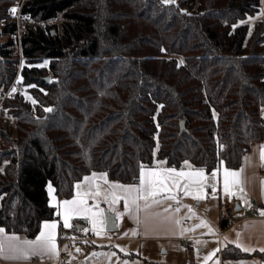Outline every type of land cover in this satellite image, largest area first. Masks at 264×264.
<instances>
[{
  "label": "trees",
  "instance_id": "obj_1",
  "mask_svg": "<svg viewBox=\"0 0 264 264\" xmlns=\"http://www.w3.org/2000/svg\"><path fill=\"white\" fill-rule=\"evenodd\" d=\"M20 1L0 0V24ZM259 4L23 0L37 25L22 34L20 80L35 102L22 90L1 107L15 123H0V228L34 238L53 217L46 186L65 199L92 172L128 184L155 160L237 168L264 139V19L246 23ZM14 30L0 27V94Z\"/></svg>",
  "mask_w": 264,
  "mask_h": 264
},
{
  "label": "crops",
  "instance_id": "obj_2",
  "mask_svg": "<svg viewBox=\"0 0 264 264\" xmlns=\"http://www.w3.org/2000/svg\"><path fill=\"white\" fill-rule=\"evenodd\" d=\"M259 2L264 5V0ZM257 15L258 17L246 19L250 28L263 19L260 13ZM252 20L256 22L251 24ZM261 145H264V139L251 143L237 168L231 169L220 165L209 172L204 170L206 186L199 190L184 176L176 177L180 188L171 192L165 190L160 194L161 197L175 195L176 200L161 199L160 203L152 205L147 211L130 215L124 211V201L121 199L114 205V209L122 214L119 219L116 217V211H109V203L105 202L104 193L113 191L112 184L138 185L141 168L137 182L128 184L111 181L103 172H92L77 181L73 185L72 195L65 199L58 198L54 188L48 184L46 186L48 205L53 209V217L40 224L36 235L41 231L44 222H55L58 253L62 242L59 240V230L64 227L62 217L57 214L58 211L63 212V208L58 209V202L72 200L77 192L88 191L91 188L93 192L99 190L100 195L95 199L88 198V205L97 206L103 210V214L104 212L111 214L116 229L112 231L104 229L98 236L84 217L73 215L69 219L71 227L68 228L74 229L76 235L84 240L70 243L62 248L69 264H264V251H261L264 249V218L240 220L247 216V207L252 201H259L264 206V190L261 183L264 181V163L260 159ZM165 169H174L175 173L186 174L200 168L191 167L189 163L171 167L162 160H155L153 165L144 167V172L146 177L151 171L167 176ZM226 170L240 172V184L231 188V195L224 189ZM213 172H215L214 178ZM93 173L96 174L95 177ZM85 177H89L90 180L85 181ZM185 183L191 184V195L184 194L182 188ZM77 184L80 185L79 188L76 187ZM212 185H215V192ZM49 186L52 188L51 196ZM116 191L120 192V190ZM120 195L123 193L120 192ZM194 195H200V199H193ZM226 202L232 203L235 207V218L222 223L219 221L218 208ZM139 203L143 205L144 201L141 200ZM137 215L139 223L135 218ZM177 220L180 221L179 225L175 223ZM77 228L81 230L78 231ZM85 228L88 229L87 232L82 230ZM209 228L212 229L211 232ZM5 235H16L21 240L28 239L22 234H11L6 231ZM182 238H190V251H186L181 244ZM237 242L242 247H237ZM244 248L249 250L245 251ZM235 252L241 256H233ZM9 255L6 250L3 256H0V264H30L35 256L27 260L5 258ZM56 256L57 254L43 257L55 262Z\"/></svg>",
  "mask_w": 264,
  "mask_h": 264
},
{
  "label": "snow or ice",
  "instance_id": "obj_3",
  "mask_svg": "<svg viewBox=\"0 0 264 264\" xmlns=\"http://www.w3.org/2000/svg\"><path fill=\"white\" fill-rule=\"evenodd\" d=\"M163 2L167 4L170 2V0H163ZM15 11L16 8L10 9V12L12 13H15ZM45 111H51V109L46 108ZM245 159L247 160L248 158L246 157ZM260 159L261 162L264 163V145L260 146ZM185 163H187V161H185ZM164 171L168 173L167 176L160 175L155 171H151L146 177L144 166L141 165L140 183L138 185L112 184L111 187L113 191L104 193L105 202L109 203V211H116L114 209V205L121 199L124 201V211L130 215L133 213L138 214L141 211H147L152 207V205L160 203L161 199L176 200L177 197L175 195L161 197L160 194L165 190L171 192L174 189H179V181L176 179L178 176H184L187 180L192 181L197 186L198 190L203 186H206L203 169H197L186 174L183 172L175 173L174 169H165ZM95 176L96 174L93 173V177ZM214 177L215 172H213V178ZM84 180L89 181L90 178L85 177ZM261 183L262 190H264V181ZM239 184L240 172L226 170L224 174L225 192L231 195V188L233 186H238ZM76 187L79 188L80 185L77 184ZM190 187L191 184L189 183H185L183 185L182 190L186 196L191 195ZM212 188L213 192H215V185H212ZM116 190H120L123 195H120V192ZM242 190L243 189H241V191ZM49 194L50 196L52 194L51 186H49ZM99 195V190L93 192L91 188H89L88 191L77 192L76 196H74L72 200L58 202V209L63 208V212L58 211L57 213L63 219V226L65 228L71 227L69 224V219L73 215L82 216L92 225V231L99 236L101 232L107 227V217L103 214V210L99 209L95 205L90 206L87 203L88 198L95 199ZM192 198L199 200L200 195H194ZM241 199L243 198L241 197ZM141 200L144 201L143 205L139 203ZM165 211H167V209H165ZM121 215L122 214L119 211H116L117 219H119ZM260 215L264 216V210H260ZM135 218L137 223H139L138 215ZM175 223L179 225L180 221L177 220ZM201 223L204 224L203 221H201ZM56 228L57 224L55 222H44L41 226V231L38 235H36L35 239L32 240H21L16 235H5V230L0 228V237H3L0 239V256H3L6 250L8 253H10V255L5 258L9 259L27 260L33 255H40L41 257L45 255L55 256L57 254V246L55 242ZM77 230L79 231L81 229L77 228ZM82 230L85 232L88 231L86 228ZM211 231L212 229L209 228V232ZM237 236H239V233H237ZM237 247H242V245L237 242ZM243 250L248 251L249 249L244 248ZM77 251H79V249H77ZM261 251H264V249H261Z\"/></svg>",
  "mask_w": 264,
  "mask_h": 264
},
{
  "label": "built area",
  "instance_id": "obj_4",
  "mask_svg": "<svg viewBox=\"0 0 264 264\" xmlns=\"http://www.w3.org/2000/svg\"><path fill=\"white\" fill-rule=\"evenodd\" d=\"M259 12L264 19V5L262 3L259 4ZM15 30L13 32V39L16 42V47L19 51V59L16 66V72L15 76L8 86V88L4 91V93L0 94V118L5 116V113L2 111V104L5 99L13 97L14 94L21 93L23 90V84L20 81V69H21V40H22V34L26 30V27L28 26V19L26 16L21 15L19 12L15 13ZM8 118L9 116L6 115ZM250 206L247 207V216L243 219H240L241 221L244 219H257V218H264L260 215V210H263L264 206L259 201H252ZM218 216L220 222H227L231 221L235 218V207L232 205V203H223L218 208ZM59 240L62 241L60 243V246L58 248V253L56 256V261L52 262L44 257H41L40 255H35L32 260L30 261V264H69L68 258L66 257L64 250L62 249L66 245L76 242V241H83L84 239L78 237L76 235V231L72 228H65L61 227L59 230ZM220 236V235H218ZM181 244L185 248L186 251L191 250V243L190 238H182Z\"/></svg>",
  "mask_w": 264,
  "mask_h": 264
},
{
  "label": "rangeland",
  "instance_id": "obj_5",
  "mask_svg": "<svg viewBox=\"0 0 264 264\" xmlns=\"http://www.w3.org/2000/svg\"><path fill=\"white\" fill-rule=\"evenodd\" d=\"M163 1V0H162ZM177 2V0H170V2L169 3H167V4H175ZM164 3V2H163ZM22 4H23V0H21L20 1V3H18V4H16V5H13L12 6V8H16V11H15V13L16 12H19L20 14H21V7H22ZM11 8V9H12ZM15 13H12V12H10V10H9V12H8V16H7V18L5 19V20H3L2 22H1V24H0V27H2L3 25H6V24H11V23H13L14 24V27H15V23H14V21H15V18H14V16H15ZM22 15V14H21ZM23 16H25V15H23ZM256 17H258V15H255ZM27 17V16H26ZM27 19H28V17H27ZM256 21H251V24H253V23H255ZM56 23H59V20H57L56 21ZM37 25V23L36 22H32V21H30L29 19H28V26H31V27H35ZM49 25H52V24H49ZM252 26V25H251ZM9 40V37H8V35H2V36H0V43H5V42H7ZM14 49H15V54H14V58L17 60V63H18V59L20 58L19 57V51H18V49L17 48H15L14 47ZM21 55H22V53H21ZM22 59H21V65H22V62H23V56L21 57ZM47 64V61L46 60H43V61H41V62H39L38 63V65H40V66H44V65H46ZM22 67V66H21ZM21 81V80H20ZM22 95H24V98L27 100V101H29L30 103H32L33 101H34V99H33V97H32V95H31V93L28 91V87H26V86H24V89H23V92H22ZM0 123H15V119H9L6 115L5 116H3V117H1L0 118ZM192 167V166H191ZM74 247V246H73Z\"/></svg>",
  "mask_w": 264,
  "mask_h": 264
},
{
  "label": "water",
  "instance_id": "obj_6",
  "mask_svg": "<svg viewBox=\"0 0 264 264\" xmlns=\"http://www.w3.org/2000/svg\"><path fill=\"white\" fill-rule=\"evenodd\" d=\"M45 80H48V78L46 77ZM185 128H184V123L183 121H180L179 123V134H183L185 133ZM104 215L107 217V227H106V230L107 231H112V230H115L116 229V226H115V221H114V217L107 213V212H104Z\"/></svg>",
  "mask_w": 264,
  "mask_h": 264
}]
</instances>
